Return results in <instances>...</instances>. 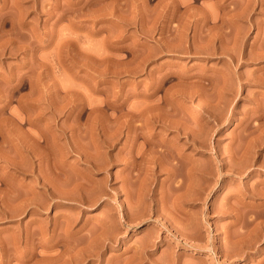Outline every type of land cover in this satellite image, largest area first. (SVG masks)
Segmentation results:
<instances>
[{
  "label": "rangeland",
  "instance_id": "1",
  "mask_svg": "<svg viewBox=\"0 0 264 264\" xmlns=\"http://www.w3.org/2000/svg\"><path fill=\"white\" fill-rule=\"evenodd\" d=\"M262 210L264 0H0V264H264Z\"/></svg>",
  "mask_w": 264,
  "mask_h": 264
},
{
  "label": "bare ground",
  "instance_id": "2",
  "mask_svg": "<svg viewBox=\"0 0 264 264\" xmlns=\"http://www.w3.org/2000/svg\"><path fill=\"white\" fill-rule=\"evenodd\" d=\"M203 78H204V77H203ZM224 78H225V77H224ZM225 79H226V78H225ZM225 79H224V80H225ZM222 80H223V79H222ZM226 81H227V79H226ZM238 81H239V78H238ZM222 83H223V82H222ZM150 84H151V83H150ZM155 84H156V83H155ZM155 84H154V85H155ZM158 84H159V83H158ZM158 84H157V85H158ZM223 85H224V84H223ZM155 86H156V85H155ZM221 87H222V86H221ZM223 87H224V86H223ZM155 88L157 89L158 86L155 87ZM152 89H153V88H152ZM148 91H149V93L147 92V94H145V98H147V100L152 101V100H157V99H158V97L156 96V94H157V90H155V91H152V90L150 91V90H148ZM173 93H174V92H173ZM173 93H172V94H173ZM172 94H171V95H172ZM175 94H176V93H175ZM173 95H174V94H173ZM155 97H157V98H155ZM172 97H173V96H172ZM175 98H176V97H175ZM175 98H174V99H175ZM167 99H170V98H167ZM172 99H173V98H171V100H172ZM171 100H170V101H171ZM166 101H167V100H166ZM168 101H169V100H168ZM168 101H167V103H168ZM152 102H154V101H152ZM219 102H220V101H219ZM148 103H149V102H148ZM158 103H159V102H158ZM165 103H166V102H165ZM157 105H159V104H157V103H154V104H153V103H152V104H149V106L146 105L147 107L145 106L146 108H145L144 110L142 109V108H143V107H142V108H141L142 110H138V109H136V108H135V110H134V108H133L132 111H129V112H131V114H130V118H131V119H129V120L131 121V122H130V123H131V126L134 128V130H133V128H132V130L134 131V135H138V134H137V129L140 127V126H139L140 124H139V125H138V124L136 125V123L134 122L135 124L132 125V124H133L132 122H133L135 119L137 120L139 117H140V119H141L143 116H146L147 118L152 119L153 121H157V120L160 121V122L162 121V123H163L162 125H163L165 128H166V127L169 128V129H170V128H171V129L174 128V131L177 133V135H179V134L186 135V137H185L186 140H184V141L187 142V143H189V144L192 145L193 147H195V145H196L195 142H196V141L193 140L194 138L191 137V133H190V131H191L192 129L189 130V131H187L188 128H189V126H188L187 130H185L186 128H185V127H182V126H184L186 123H185V124L183 123L184 125L181 124V123H182V120H181V123H179L180 120H179L178 122H177V121H174L173 117H174V115H175V113H174L175 111H172L171 113H169V115H168L169 117L166 115V116H167V117L165 116L166 118H164V119L162 118V119H161L159 115L162 114V113H161L162 110L159 111V112H160L159 115L156 113V112H157L156 110H155V112H154V109L157 108ZM167 105L170 106L171 103H170V104H167ZM159 106H160V105H159ZM171 106H172V105H171ZM171 106H170V107H171ZM133 107H135V106H133ZM164 107H165V106H164ZM137 108H138V107H137ZM167 108H168V107H167ZM171 108H173V107H171ZM131 109H132V108H131ZM131 109H130V110H131ZM161 109H163V108L161 107ZM171 110H172V109H170V111H171ZM168 111H169V110H168ZM170 111H169V112H170ZM129 112H128V113H129ZM159 112H158V113H159ZM166 112H167V110H166ZM162 115H164V114H162ZM177 115H178V114H177ZM128 116H129V115H128ZM161 117H163V116H161ZM128 118H129V117H128ZM144 118H145V117H144ZM176 118H178V117H175V119H176ZM152 120H151L150 122H152ZM176 120H177V119H176ZM184 120H185V119H184ZM147 121H148V120H147ZM142 122H143V121H142ZM148 122H149V121H148ZM184 122H186V121H184ZM190 122H191V121H190ZM138 123H139V122H138ZM154 123H155V122H154ZM154 123H153V124H154ZM187 123H188V122H187ZM141 125H143V124H141ZM145 125H147V123H146ZM189 125H191V123H190ZM128 126H129V124H128ZM149 126H150V125H149ZM186 126H187V125H186ZM142 127H143V126H142ZM190 127H191V126H190ZM143 128H144V127H143ZM146 128H147V127H146ZM150 128H151V126H150ZM128 129H129V128H128ZM138 130H139V129H138ZM129 131H130V130H129ZM140 131H141V128H140ZM152 131H153V130H152ZM172 131H173V130H172ZM192 131H193V130H192ZM138 132H139V131H138ZM141 132H142V131H141ZM129 133H130V132H129ZM143 133H144V132H143ZM155 134H156V132H155ZM158 134H159V133H158ZM134 135H133V133H132L133 138H134ZM139 135H140V134H139ZM144 135H145V134H144ZM155 136H156V135H155ZM159 136H160V135H159ZM130 137H131V136H130ZM144 139L146 140V138H144ZM158 139H159V138H158ZM182 139H183V138H182V136H181V140H182ZM172 140H173V139H172ZM187 140H188V141H187ZM196 140H197V139H196ZM198 140H199V139H198ZM148 141H150V140H148ZM165 141L167 142L166 139H164V138L161 139V138H160V140H159L158 142H154V141H153V142H154V145H159V146L162 147V148L164 147V151H166V150L168 151V153L166 154L165 157H167V155L169 154L170 156L168 155V158H170L172 161H174L172 164H173L174 166H176L177 164L180 163L181 159L184 158L186 155L182 154V153H184L183 151L180 150V151L182 152V153H181V152H179V151L177 150V148H178V147H177L178 143L173 142V144H170V146H167L169 143H172V141L169 142V143H168V142L166 143ZM168 141H169V140H168ZM174 141H175V140H174ZM194 141H195V142H194ZM132 142H133V141H132ZM153 142H151V143L153 144ZM182 142H183V141H182ZM165 143H166V145H165ZM197 143H199V142H197ZM200 143H202V142H200ZM200 143H199V144H200ZM149 144H150V143H149ZM200 145H201V144H200ZM202 145H203V144H202ZM203 146H204V145H203ZM157 147H158V146H156V148H157ZM179 147H180V145H179ZM151 148H152V147H151ZM154 148H155V146H154ZM180 148H181V147H180ZM180 148H179V149H180ZM165 149H166V150H165ZM158 150H159V149H158ZM158 150H157V151H158ZM160 150H161V149H160ZM140 151H141V149H140ZM133 152H134V151H133ZM135 152H136V151H135ZM159 152H160V151H159ZM136 153H137V152H136ZM155 153H156V152H155ZM157 153H158V152H157ZM246 153H247V152H246ZM246 153H245V154H246ZM142 154H143V153H141V155H142ZM159 154H161V153H159ZM245 154H244V156H245ZM132 155H133V153H132ZM154 155H155V154H154ZM232 155H233V154H232ZM232 155H231V156H232ZM152 156H153V155H152ZM152 156H151V157H152ZM157 156H158V155H157ZM159 156H160V155H159ZM161 156H162V155H161ZM161 156H160V157H161ZM247 156H248V155H247ZM233 157H234V156H233ZM237 157H238V156H237ZM134 158H135V156H134ZM155 158H156V157H155ZM155 158H154V160H155ZM157 158H158V157H157ZM157 158H156V159H157ZM185 158H186V157H185ZM230 158H231V157H230ZM238 158H239V157H238ZM242 158H243V157H242ZM245 158H246V157H245ZM170 159H169V160H170ZM187 159H188V161H186V162H188L187 164H188V166H189V169L193 168V166H191L192 164L189 165V163H190V161H191L190 156H188ZM249 159H250V158H249ZM249 159H248V160H249ZM154 160H153V161H154ZM175 160H176V161H175ZM182 160H184V159H182ZM219 160H220V159H219ZM248 160H247V161H248ZM151 161H152V159H151ZM172 161H171V162H172ZM231 161H232V160H231ZM235 161H236V160H235ZM239 161H241V160H239ZM251 161H252V160H251ZM155 162H156V161H155ZM167 162H168V159H167ZM182 162H183V161H182ZM191 162H192V161H191ZM216 162H217V161H216ZM249 162H250V161H249ZM249 162H248V163H249ZM131 163H132V162H131ZM133 163H134V162H133ZM224 163H225V162H224ZM235 163H236V162H235ZM164 164H165V163H164ZM166 164H167V163H166ZM222 164H223V163H222ZM249 164H252V163H249ZM193 165H194V164H193ZM218 165H219V164H217V166H218ZM220 165H221V163H220ZM225 165H226V163H225ZM174 166H173V167H174ZM180 166H181V164H180ZM180 166H178V167H180ZM223 166H224V165H223ZM168 167H169V166H168ZM198 167H199V166H198ZM218 167H219V166H218ZM176 168H177V167H174V169H176ZM131 169H132V167H131ZM167 169H168V168H167ZM171 169H172V168H171ZM183 169H184V168H183ZM186 169H187V167H186ZM206 169H207V168H206ZM235 169H236V168H235ZM179 170H180V169H179ZM194 170H195V169H194ZM174 171H175V170H174ZM174 171H173V172H174ZM187 171H188V169H187ZM189 171H190V170H189ZM189 171H188V172H189ZM192 171H193V170H192ZM203 171H205V170H203ZM241 171H242V170H241ZM182 172H183V171H182ZM238 172H239V171H238ZM171 173H172V172H171ZM171 173H169V175H170ZM251 173H252V172H251ZM173 174H175V173H173ZM176 175H177V174H176ZM171 176H173V175L171 174ZM184 177H185V175H184ZM189 177H190V176H189ZM204 177H205V176H204ZM180 180H181V179H180ZM184 181H185V180H184ZM175 183H176V182H175ZM180 186H181V185L178 184V185H176L175 187L178 188V187H180ZM258 188H259V187H258ZM254 189H255V188H254ZM254 189H253V190H254ZM261 189H262V188H261ZM248 190H249V189H248ZM253 192H254V191H253ZM261 192H262V191H261ZM261 204H262V203H261ZM165 205H166V204H165ZM164 208H165V207H164ZM163 211H164V210H163ZM180 211H181V210H180ZM212 211H213V210H212ZM222 211H223V210H222ZM262 211H264V210H262ZM168 212H169V211H168ZM170 212H171V211H170ZM184 212H185V211H184ZM184 214H185V213H184ZM252 215H253V214H252ZM128 217H129V216H128ZM248 217H249V216H248ZM252 218H253V217H252ZM248 220H249V218H248ZM126 222H127V221H126ZM252 222H253V221H252ZM252 222H251V223H252ZM236 241H237V240H236ZM236 241H235V242H236ZM243 241H244V240H243ZM136 251H137V249H136ZM225 252H226V251H225ZM225 252H224V253H225ZM228 252H231V251H228ZM141 253H142V251H141L139 254H141ZM224 253H223V254H224ZM135 254H136V253H135ZM144 254H145V253H143V255H144ZM226 254H227V253H226ZM227 255H228V254H227ZM140 256H141V255H140ZM134 257H135V256H134ZM134 257H132V258H134ZM141 257H142V256H141ZM142 260H143V259H142ZM138 261H139V260H138ZM140 261H141V260H140ZM129 262H130V261H129ZM135 263H136V262H135ZM137 263H138V262H137Z\"/></svg>",
  "mask_w": 264,
  "mask_h": 264
}]
</instances>
